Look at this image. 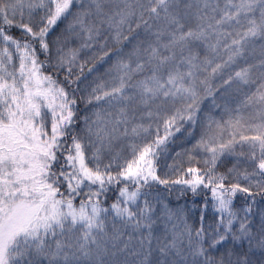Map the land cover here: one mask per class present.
Masks as SVG:
<instances>
[{
	"label": "snow or ice",
	"instance_id": "1",
	"mask_svg": "<svg viewBox=\"0 0 264 264\" xmlns=\"http://www.w3.org/2000/svg\"><path fill=\"white\" fill-rule=\"evenodd\" d=\"M0 264H264V0H0Z\"/></svg>",
	"mask_w": 264,
	"mask_h": 264
},
{
	"label": "trees",
	"instance_id": "2",
	"mask_svg": "<svg viewBox=\"0 0 264 264\" xmlns=\"http://www.w3.org/2000/svg\"><path fill=\"white\" fill-rule=\"evenodd\" d=\"M187 147H191V144L187 145ZM180 149L177 148V151H179ZM169 163H171V161H169ZM184 199L182 197H178V192L175 189H169L168 190V199L166 201H164L165 203L169 204V207L173 210H175L176 208L180 207L183 205L184 203ZM187 200L189 203V206H191V195L188 194L187 196ZM161 216H163V210L161 208ZM189 223H191V221H189ZM156 235H160L159 232L156 233ZM244 247H247V244L245 243Z\"/></svg>",
	"mask_w": 264,
	"mask_h": 264
}]
</instances>
